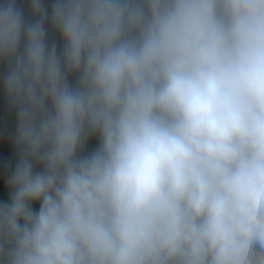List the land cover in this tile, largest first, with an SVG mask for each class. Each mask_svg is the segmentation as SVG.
Masks as SVG:
<instances>
[{
  "label": "clouds",
  "instance_id": "9594fccd",
  "mask_svg": "<svg viewBox=\"0 0 264 264\" xmlns=\"http://www.w3.org/2000/svg\"><path fill=\"white\" fill-rule=\"evenodd\" d=\"M0 264H264V0H0Z\"/></svg>",
  "mask_w": 264,
  "mask_h": 264
}]
</instances>
